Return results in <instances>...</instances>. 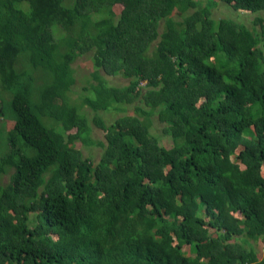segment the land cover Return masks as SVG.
Listing matches in <instances>:
<instances>
[{"label": "trees", "instance_id": "16d2710c", "mask_svg": "<svg viewBox=\"0 0 264 264\" xmlns=\"http://www.w3.org/2000/svg\"><path fill=\"white\" fill-rule=\"evenodd\" d=\"M0 117V264H264V0H0Z\"/></svg>", "mask_w": 264, "mask_h": 264}, {"label": "rangeland", "instance_id": "374dc122", "mask_svg": "<svg viewBox=\"0 0 264 264\" xmlns=\"http://www.w3.org/2000/svg\"><path fill=\"white\" fill-rule=\"evenodd\" d=\"M220 5L218 7H216L213 12L215 14L216 18H219L220 16H225V15H230L235 17L236 19H238L241 22H244L247 24V26H251V22L250 20L252 19L253 15L249 14L247 12H238V13H234L230 7H226L225 5H223L222 3H219ZM74 67L75 69V77H76V83L73 86V90L75 91V93H73V97L76 98L78 96V94L82 91V87L86 86L88 83L93 82L92 80L89 82L86 79L88 78V74L90 73V71L93 70V65L92 62L90 60V54H84L79 56L76 61L74 62ZM109 82L114 83V84H126L127 80L123 77H121V75H116V76H112V77H108ZM85 111L88 110L89 112V117L93 116L95 114V112H93L92 110L88 109V107H84ZM127 112H132V107L128 106L127 107ZM100 114L102 115V117L105 119V121L109 122L110 120H112L115 117L114 112H100ZM153 119V127H152V133L153 134H157L158 130L163 126L162 123H160L157 120L156 116H152ZM6 121L3 120L2 117H0V128H2V131L4 132L1 136H0V152L5 150L8 147V143L5 139V124ZM96 136L101 137V132L98 129H94ZM80 142H78L79 145ZM162 144H164L165 146H169V142L166 138L163 139ZM95 152H91L89 149L85 148L83 149V152L86 155H90L91 157H94L95 160L98 159V154L100 153V149L99 148H95L94 149ZM9 179L8 175H4L3 178L1 179L2 182H7ZM255 249L257 251V254H259V256L261 257L263 255V251H264V239H260L259 241L254 243Z\"/></svg>", "mask_w": 264, "mask_h": 264}]
</instances>
